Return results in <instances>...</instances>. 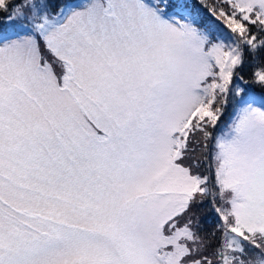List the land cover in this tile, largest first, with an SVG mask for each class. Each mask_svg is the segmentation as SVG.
Segmentation results:
<instances>
[{
  "label": "snow or ice",
  "instance_id": "snow-or-ice-1",
  "mask_svg": "<svg viewBox=\"0 0 264 264\" xmlns=\"http://www.w3.org/2000/svg\"><path fill=\"white\" fill-rule=\"evenodd\" d=\"M210 12L0 0V264H264V0Z\"/></svg>",
  "mask_w": 264,
  "mask_h": 264
},
{
  "label": "trees",
  "instance_id": "trees-1",
  "mask_svg": "<svg viewBox=\"0 0 264 264\" xmlns=\"http://www.w3.org/2000/svg\"><path fill=\"white\" fill-rule=\"evenodd\" d=\"M62 2V0H52L53 4H58ZM189 3H192L195 7H196V11L199 13V17L202 21H205L206 23H214V24H219L221 29L224 31L226 29V27L223 26L221 21L216 20L214 17H212L211 12L209 10H207V7L204 6V3L201 2V0H188ZM206 2V0H205ZM217 2V0H209L207 3L208 6H213L215 3ZM200 5L202 6V8H200ZM210 7V8H211ZM56 9H54L55 11ZM4 19L3 16H0V20ZM255 31V29L253 30ZM244 65L242 68L239 69V75L243 77V81L247 82L246 86L256 95H264V87L260 86L259 84L254 82V78H253V73L254 71L264 65V50H257L255 53L248 51L244 53ZM231 103V102H230ZM229 103V104H230ZM197 137H193V141L192 143L189 144V148H195L197 149L198 146L196 145L195 141H196ZM213 143V141H212ZM197 155V157L201 160H203V156H202V149L201 151H190L188 153V159L185 160V162H188L189 160H193L195 158V156ZM202 168L204 172V175H208L209 179L212 180L211 182H213L215 180V176H214V169L209 170V161L205 160L202 163ZM206 208H208L206 210L205 213L199 214L197 217L199 218L200 221V225H201V229L203 230V232H209L211 230L210 227V223L207 221L208 219L212 218L214 221L217 222V215L211 205V197H209V199L204 202L203 204H200Z\"/></svg>",
  "mask_w": 264,
  "mask_h": 264
},
{
  "label": "rangeland",
  "instance_id": "rangeland-1",
  "mask_svg": "<svg viewBox=\"0 0 264 264\" xmlns=\"http://www.w3.org/2000/svg\"><path fill=\"white\" fill-rule=\"evenodd\" d=\"M208 1H209V0H206V2H208ZM210 7H211V6H208V7H207V10L210 11V9H211ZM200 8H202L201 5H200ZM11 30H12V29H11ZM223 32H224V33H229V30H228V31H225V30H224ZM12 34H13V33H12ZM20 34H23V33L21 32ZM238 82H239V81H238ZM227 106H228V105H227ZM227 106H226V107H227ZM232 108H234V106H232ZM224 130H226V126H225V125H224L223 128L220 130V133H221L222 131H224ZM220 133H219V134H220ZM195 150L200 152V151H201V147L198 146V148L195 149ZM197 158H198V157H197V155H196L194 159H197ZM190 163H192L191 160L188 161L187 165L190 164ZM198 171H199L200 173H203V174H204V172H202V171H203L202 163H201V165H200ZM210 181H212V180H210ZM213 182H214V181H213ZM207 209H208V208H206V207H204V206H202V205H199V206L195 209V211H196V215L198 216L199 214L205 213ZM207 221L210 223L211 230H210L209 232H211L212 229L215 227L216 221H214L212 218L208 219ZM201 232L204 233L202 229H201Z\"/></svg>",
  "mask_w": 264,
  "mask_h": 264
}]
</instances>
